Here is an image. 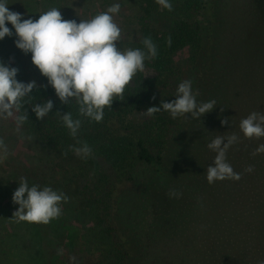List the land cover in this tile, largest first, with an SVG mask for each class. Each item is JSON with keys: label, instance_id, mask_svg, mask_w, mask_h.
I'll use <instances>...</instances> for the list:
<instances>
[{"label": "trees", "instance_id": "16d2710c", "mask_svg": "<svg viewBox=\"0 0 264 264\" xmlns=\"http://www.w3.org/2000/svg\"><path fill=\"white\" fill-rule=\"evenodd\" d=\"M140 1L138 29L117 46L144 51V69L104 108L100 122L81 115L75 99L62 103L12 36L0 40V62L18 69V58L21 64L29 59L16 78L36 82L20 111L0 118L3 128L15 135L28 130L52 145L62 175L48 183L76 197L93 220L88 244L73 227L59 233L61 222L31 223L40 238L16 249L18 264H264V151H258L264 136L247 138L240 129L251 113L264 115V0H169L171 11L156 0ZM146 38L156 46L155 57ZM181 51L189 53L190 73L174 61ZM185 80L198 103L216 101L212 111L200 118L147 114L174 100ZM49 99L53 109L38 119L32 108ZM67 112L81 122L75 137L62 120ZM25 113L17 131L15 116ZM225 118L228 124L221 123ZM232 135L238 141L227 148L226 162L240 179L210 184L207 168L217 153L208 144L217 136L227 143ZM84 144L92 150L86 157L74 151ZM130 190L141 205L134 213L124 212L121 202ZM2 206L0 227H7L14 222ZM139 213L148 215L146 229L131 221Z\"/></svg>", "mask_w": 264, "mask_h": 264}, {"label": "clouds", "instance_id": "9594fccd", "mask_svg": "<svg viewBox=\"0 0 264 264\" xmlns=\"http://www.w3.org/2000/svg\"><path fill=\"white\" fill-rule=\"evenodd\" d=\"M156 2L169 11L172 10L169 0ZM7 5V0H0V40L13 35L12 30L6 26V22L10 23L18 37L16 47L24 53H31L32 63L47 77L60 101L68 104L75 99L83 116L96 122L102 121L104 108L112 106L115 97L122 96L135 74L144 69V51L121 50L117 46L121 29L112 14L119 12V4H113L107 11L79 23L63 19L60 10L55 7L40 14L36 20L22 19L20 13L10 11ZM143 44L150 56L155 57L156 46L151 39H144ZM17 73V68L0 62V118L7 119L18 113L23 98L36 86L34 80L29 83L19 82ZM197 95L198 92L193 93L192 82L185 80L179 84L174 100H162L159 107H149L146 112L152 115L164 110L173 118L189 113L192 118H200L213 110L216 101L198 103ZM53 106L49 99L43 104H36L32 111L38 119H43ZM61 116L64 125L75 137L81 126L80 120H74L68 112ZM27 119V113L15 116L17 131ZM221 123L228 124L229 121L225 118ZM240 129L247 138L264 136V115L251 113L242 119ZM224 140V137L217 136L208 144V148L217 153L214 163L207 168L206 178L210 184L217 180L240 179V175L226 162V150L238 141V137H228L227 143ZM0 149H3L6 156L7 147L3 139H0ZM74 151L77 155L86 157L92 150L84 144ZM258 151H264V145ZM248 171H252V168L249 167ZM170 195L179 196L175 192ZM12 199L19 205V209L13 214L17 222L48 224L62 214L61 204L69 198L51 187H43L41 190L38 185L29 186L27 180L21 178Z\"/></svg>", "mask_w": 264, "mask_h": 264}, {"label": "rangeland", "instance_id": "374dc122", "mask_svg": "<svg viewBox=\"0 0 264 264\" xmlns=\"http://www.w3.org/2000/svg\"><path fill=\"white\" fill-rule=\"evenodd\" d=\"M140 2L142 4L140 0H65L61 4L58 0H10L7 3L10 7L9 10L20 13L22 19H28L29 17L38 19L40 14L55 7L60 10L63 19L75 20L77 23L81 20H90L99 13L107 11L113 4H119V12L112 14L113 19L121 29V37L123 36V38L129 40L133 38L136 29H138L141 12H139L137 5ZM154 15L156 17L162 16L161 13L160 15L157 13ZM12 37L15 41L18 39L15 32ZM14 45H16L15 42ZM174 61L181 67L187 66V72H191L190 66L187 65V62H189L188 52L181 51L177 53L174 56ZM17 64L19 71L24 75V66L30 64L29 59L21 64L18 58ZM143 116V114H139V117ZM0 139H3L7 147L6 156H4L3 149H0V157H2L0 158V204L3 205L2 209L7 213L5 217L15 223L16 218L13 217V214L19 209V205L13 202L12 197L13 190L18 189L21 178H25L29 186L38 185L42 190L43 187H51V184L48 183L49 177L53 174L59 177L62 175V170L58 168L52 145L40 140L33 132L21 130L18 135L8 133L6 128H3L0 120ZM41 178L47 180L42 182ZM54 190L64 193L61 188ZM67 197L69 198L68 201L61 204L62 214L51 221L61 222L64 225L63 228H59V233H65L68 229L66 226L79 230L80 234L84 235V243L88 244L89 241L86 240L91 235L89 227L93 224V220L90 218L87 209L78 203L76 197ZM121 202L124 212L134 213L136 209L141 210V205H138L135 193L132 190L121 198ZM131 221L134 223L137 221L139 227L146 229L149 218L147 214L139 213ZM14 223L7 227H0V264H18V250L16 249L22 247L23 243H28L29 240L37 241L40 238L38 228L31 223L21 222L20 227H12ZM44 228H47V226H44ZM9 231H15L16 236H9ZM21 264L27 263L21 260Z\"/></svg>", "mask_w": 264, "mask_h": 264}]
</instances>
